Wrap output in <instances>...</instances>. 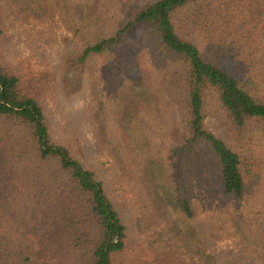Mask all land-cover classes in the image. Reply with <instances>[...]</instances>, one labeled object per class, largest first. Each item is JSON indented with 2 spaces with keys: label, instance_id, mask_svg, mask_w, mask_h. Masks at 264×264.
<instances>
[{
  "label": "trees",
  "instance_id": "obj_1",
  "mask_svg": "<svg viewBox=\"0 0 264 264\" xmlns=\"http://www.w3.org/2000/svg\"><path fill=\"white\" fill-rule=\"evenodd\" d=\"M0 264H264V0H0Z\"/></svg>",
  "mask_w": 264,
  "mask_h": 264
},
{
  "label": "rangeland",
  "instance_id": "obj_2",
  "mask_svg": "<svg viewBox=\"0 0 264 264\" xmlns=\"http://www.w3.org/2000/svg\"><path fill=\"white\" fill-rule=\"evenodd\" d=\"M58 34H61V32H59ZM14 56H11V62L12 65L15 67L17 74L21 77L22 81L25 84H30L32 88H35L34 90L36 92H38V73L40 70H42L43 67H38V56H31L29 51H24L22 54L15 56V58L13 59ZM41 68V69H40ZM49 73H53L54 74V70L53 68H49ZM54 84V83H53ZM55 91L54 89L51 90V96L55 95ZM79 109V104H67L65 106V114L70 117L72 110H76ZM71 126V124H69L67 121H63L60 120L59 121V127L65 128V129H69ZM87 145L89 146V144L87 143ZM92 160V159H91ZM104 163L105 161L103 159H101ZM92 162L94 163L95 161L92 160ZM106 164V163H105ZM232 245L230 242L227 241H223L218 243L215 246V249L212 250V253H217L218 251H225V250H229L231 249Z\"/></svg>",
  "mask_w": 264,
  "mask_h": 264
}]
</instances>
